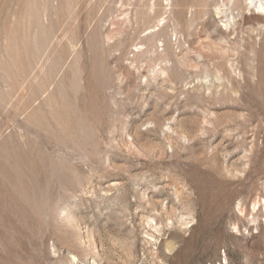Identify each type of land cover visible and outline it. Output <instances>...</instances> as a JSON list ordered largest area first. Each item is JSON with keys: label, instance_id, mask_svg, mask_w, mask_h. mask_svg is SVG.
Segmentation results:
<instances>
[{"label": "rangeland", "instance_id": "1", "mask_svg": "<svg viewBox=\"0 0 264 264\" xmlns=\"http://www.w3.org/2000/svg\"><path fill=\"white\" fill-rule=\"evenodd\" d=\"M0 264H264V0H0Z\"/></svg>", "mask_w": 264, "mask_h": 264}, {"label": "bare ground", "instance_id": "2", "mask_svg": "<svg viewBox=\"0 0 264 264\" xmlns=\"http://www.w3.org/2000/svg\"><path fill=\"white\" fill-rule=\"evenodd\" d=\"M259 3V2H258ZM148 9V8H147ZM256 9H258V8H256ZM168 44V43H167Z\"/></svg>", "mask_w": 264, "mask_h": 264}]
</instances>
